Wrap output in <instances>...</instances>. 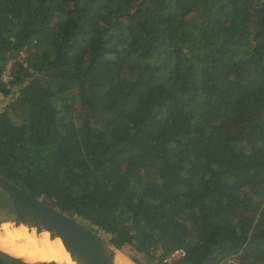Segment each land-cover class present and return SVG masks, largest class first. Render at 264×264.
Here are the masks:
<instances>
[{
    "label": "trees",
    "instance_id": "trees-1",
    "mask_svg": "<svg viewBox=\"0 0 264 264\" xmlns=\"http://www.w3.org/2000/svg\"><path fill=\"white\" fill-rule=\"evenodd\" d=\"M8 87L13 185L150 264H264V0H0Z\"/></svg>",
    "mask_w": 264,
    "mask_h": 264
},
{
    "label": "water",
    "instance_id": "water-1",
    "mask_svg": "<svg viewBox=\"0 0 264 264\" xmlns=\"http://www.w3.org/2000/svg\"><path fill=\"white\" fill-rule=\"evenodd\" d=\"M6 222L33 228L36 234L48 233L49 238L57 239L69 259L77 264H138L104 235L60 212L47 201L29 195L0 176V224Z\"/></svg>",
    "mask_w": 264,
    "mask_h": 264
},
{
    "label": "bare ground",
    "instance_id": "bare-ground-1",
    "mask_svg": "<svg viewBox=\"0 0 264 264\" xmlns=\"http://www.w3.org/2000/svg\"><path fill=\"white\" fill-rule=\"evenodd\" d=\"M0 250L26 262L77 264L69 259L60 242L48 233L36 234L33 228L14 222L0 224Z\"/></svg>",
    "mask_w": 264,
    "mask_h": 264
},
{
    "label": "rangeland",
    "instance_id": "rangeland-1",
    "mask_svg": "<svg viewBox=\"0 0 264 264\" xmlns=\"http://www.w3.org/2000/svg\"><path fill=\"white\" fill-rule=\"evenodd\" d=\"M11 69H12V62H9L5 65L4 71L1 74V81L2 82L9 83L12 80ZM3 78H4V80H3ZM8 88L10 90V94L8 97H4L2 94H0V112H2L3 107L7 105V103L11 99V96L13 95V93H15V88H13V87H11V88L8 87ZM13 120H14V118H13ZM76 220H78L80 223H82L86 227L91 228V229L99 232L100 234L104 235L106 238L109 239V235H106V233H103L100 230H98V228L89 220L84 219V218H77ZM121 249L123 250V252L125 254H127L129 257H131L136 263H138V264H150L147 258L141 256L140 254H137L131 246H127V247L124 246ZM155 250L156 251H155L154 255H157L158 249H155ZM0 251L6 253L5 251H2V250H0ZM6 254H8V253H6ZM8 255L11 256L10 254H8Z\"/></svg>",
    "mask_w": 264,
    "mask_h": 264
},
{
    "label": "built area",
    "instance_id": "built-area-1",
    "mask_svg": "<svg viewBox=\"0 0 264 264\" xmlns=\"http://www.w3.org/2000/svg\"><path fill=\"white\" fill-rule=\"evenodd\" d=\"M4 80V78H3ZM186 252L182 249L174 250L161 258L162 264H185ZM232 258H226L214 264H235Z\"/></svg>",
    "mask_w": 264,
    "mask_h": 264
}]
</instances>
